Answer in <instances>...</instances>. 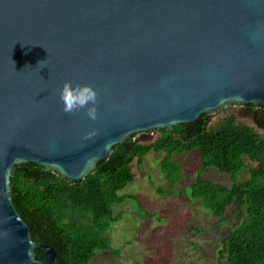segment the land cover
I'll use <instances>...</instances> for the list:
<instances>
[{
	"label": "water",
	"instance_id": "95a60500",
	"mask_svg": "<svg viewBox=\"0 0 264 264\" xmlns=\"http://www.w3.org/2000/svg\"><path fill=\"white\" fill-rule=\"evenodd\" d=\"M65 81L93 87L95 120L62 111ZM230 104L264 108V0H0V264H58L14 205L16 165L78 182L117 143Z\"/></svg>",
	"mask_w": 264,
	"mask_h": 264
},
{
	"label": "trees",
	"instance_id": "16d2710c",
	"mask_svg": "<svg viewBox=\"0 0 264 264\" xmlns=\"http://www.w3.org/2000/svg\"><path fill=\"white\" fill-rule=\"evenodd\" d=\"M249 108L254 109L255 124L264 129V108ZM155 131L158 134L150 142L131 137L117 143L78 182L67 181L39 164L16 165L10 178L11 197L29 223L33 240L50 244L58 264H88L96 250L119 255L107 235L122 215L114 208L133 199L140 214L151 216L135 195L121 190L135 180L131 164H141L154 150L163 153L159 170L169 183L166 190L170 194L200 200L219 221L226 219L228 207L243 209L242 220L222 238L221 252L227 264H264V134L233 113L211 122L209 114H202L199 121ZM193 150L198 154L199 169L215 166L230 174L231 185L205 179L198 171L188 187L176 191L184 166L175 155ZM244 169L247 178L237 180ZM158 191L164 190L158 187ZM35 252L38 259H44L41 250Z\"/></svg>",
	"mask_w": 264,
	"mask_h": 264
},
{
	"label": "rangeland",
	"instance_id": "374dc122",
	"mask_svg": "<svg viewBox=\"0 0 264 264\" xmlns=\"http://www.w3.org/2000/svg\"><path fill=\"white\" fill-rule=\"evenodd\" d=\"M229 113L264 134V129L253 120L254 109L239 104L221 107L209 114V120H217ZM157 134L155 130L139 132L135 138L146 143L154 140ZM162 156V152L152 150L141 164L133 162L135 180L121 190L135 195L151 216L140 214L133 199L116 205L114 212L122 215L112 223L107 235L111 245L119 249V255L110 250H96L88 264H227L225 254L221 252L222 238L242 220L243 209L230 206L226 219L219 221L200 200L170 194L166 190L169 183L159 170ZM197 156L195 150L182 156L175 155L184 166L183 178L174 187L176 191L188 187L198 171L205 179L231 185L229 173L221 172L215 166L199 169ZM247 176L248 171L241 170L237 180ZM158 187L164 191L159 193Z\"/></svg>",
	"mask_w": 264,
	"mask_h": 264
},
{
	"label": "clouds",
	"instance_id": "9594fccd",
	"mask_svg": "<svg viewBox=\"0 0 264 264\" xmlns=\"http://www.w3.org/2000/svg\"><path fill=\"white\" fill-rule=\"evenodd\" d=\"M59 97L62 102V111L64 113L72 114L80 109H84L85 114L90 119H96L97 93L90 85H73L71 81H65L59 90ZM95 134V130H93L88 132L86 137H92Z\"/></svg>",
	"mask_w": 264,
	"mask_h": 264
}]
</instances>
